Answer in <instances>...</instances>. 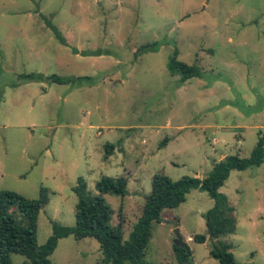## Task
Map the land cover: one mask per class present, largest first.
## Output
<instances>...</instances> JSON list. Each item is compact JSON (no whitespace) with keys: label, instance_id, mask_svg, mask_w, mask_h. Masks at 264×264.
<instances>
[{"label":"rangeland","instance_id":"1","mask_svg":"<svg viewBox=\"0 0 264 264\" xmlns=\"http://www.w3.org/2000/svg\"><path fill=\"white\" fill-rule=\"evenodd\" d=\"M152 42L156 49L137 51ZM173 50L202 74L180 82L167 69ZM26 73L83 78L24 81ZM263 127L264 0H0V190L35 198L47 189L37 244L51 220L73 225L78 177L90 194L102 175L126 178L124 197L102 195L126 239L153 173L202 178L226 155L247 157ZM219 191L235 226L217 240L229 243L237 264H264V160L231 170ZM211 205L206 192L191 189L163 208L143 264H178L165 221L190 247V264H217L208 253L215 240L191 239L205 234L202 213ZM100 256L94 238L68 235L48 258L96 264Z\"/></svg>","mask_w":264,"mask_h":264},{"label":"trees","instance_id":"2","mask_svg":"<svg viewBox=\"0 0 264 264\" xmlns=\"http://www.w3.org/2000/svg\"><path fill=\"white\" fill-rule=\"evenodd\" d=\"M56 30L55 27H52ZM58 34V32H56ZM59 35V34H58ZM157 42L144 43L137 51L156 49ZM172 51L167 62L171 74L179 76V81L200 76V68L187 64L176 57ZM24 81L46 79L55 83L80 84L83 77H61L56 74L40 73L21 74ZM165 138L163 139V143ZM105 153L113 148L111 143L104 145ZM264 160V127L257 130L256 141L247 157L226 155L213 162L208 173L202 177L181 176L171 180L162 173H153L150 177V188L144 196L139 216L131 227L126 239L122 238L121 220L110 224L111 209L104 201L103 194H114L124 197L127 180L122 175H102L94 183L95 193L90 194L81 177L71 190L76 195L74 205V223L72 226L60 225L50 221V234L44 243L36 242V221L38 212L48 202L47 189L39 187L35 198H26L15 191L0 190V264H13L10 254L16 253L25 257V264H53L48 256L52 253L59 238L72 235L76 239L94 238L99 246L100 258L96 264H143L144 248L148 242L152 222H159L163 208H174L184 201L191 189L207 193L212 205L204 213L205 234H194L191 239L203 242L206 237L215 240L208 253L216 259L217 264H237L229 251V243L217 240L219 236L232 233L235 226L233 207L228 203L225 194L219 187L228 177L231 170H242L249 166H258ZM15 207L18 214L25 219V224H18L12 215ZM175 260L178 264L191 263V249L172 244Z\"/></svg>","mask_w":264,"mask_h":264},{"label":"water","instance_id":"3","mask_svg":"<svg viewBox=\"0 0 264 264\" xmlns=\"http://www.w3.org/2000/svg\"><path fill=\"white\" fill-rule=\"evenodd\" d=\"M166 223H169L173 228L172 232L175 235V238L172 239V244L175 246H183L185 245V242L182 240L181 235L179 233V229L176 226L175 222L173 221H165Z\"/></svg>","mask_w":264,"mask_h":264},{"label":"crops","instance_id":"4","mask_svg":"<svg viewBox=\"0 0 264 264\" xmlns=\"http://www.w3.org/2000/svg\"><path fill=\"white\" fill-rule=\"evenodd\" d=\"M219 160V159H218ZM217 161V160H216ZM186 240H190V236H187Z\"/></svg>","mask_w":264,"mask_h":264}]
</instances>
